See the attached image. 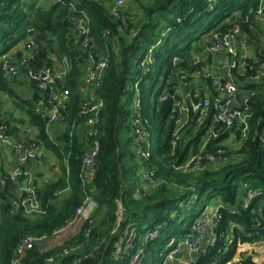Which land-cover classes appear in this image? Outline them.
Instances as JSON below:
<instances>
[{"label": "trees", "instance_id": "trees-1", "mask_svg": "<svg viewBox=\"0 0 264 264\" xmlns=\"http://www.w3.org/2000/svg\"><path fill=\"white\" fill-rule=\"evenodd\" d=\"M73 1L40 8L22 0H0V58L18 43L33 40L34 44L37 43L33 67L49 66L51 52L59 59L66 56L70 60V70L64 79L70 97L66 102L64 130L57 144L48 139V121L34 111L30 102V114L39 126L36 143L39 148L42 144L57 153L60 158L59 178L41 187L34 184L39 211L31 213L11 202L16 197L15 186L10 178L6 180L0 192V264H10L16 245L25 236L49 235L71 219L83 204L85 192L96 204L91 215L94 221L91 232L86 234L90 225L81 221L78 230L72 232L66 243L49 248L44 243L55 239L50 237L27 250L20 264H162L165 254L192 231L205 208L215 202H221L224 207L220 209L221 218L216 227L207 236L209 241L213 239V244L205 245L200 254L192 257L190 264H225L237 253L238 244L264 241V193L251 199L248 208H243L241 193L243 182L254 188L264 187V146L252 138L253 134L244 142L239 141L241 138L237 134L233 139L239 146L232 150L224 145L230 138L229 132L213 123V130L219 134L210 141L208 149L213 152L225 150L229 161L203 171L177 169L190 154L197 152L199 142L206 135V126L211 122L212 111L198 131L192 134L185 131L182 141L188 146L178 148L173 154L171 135L174 125L167 122L173 98L158 101L166 89L176 90L183 72L192 73L204 65L200 62L194 66L193 62L197 56L203 57L205 48L216 35L225 34L231 24L241 23L246 16H249V22L242 27L248 31L247 43L254 53L249 61L261 58L264 48L256 47L259 46L261 30L254 21V12L262 0L138 1L139 10L122 8L118 19L111 17L97 1ZM69 2L89 16L87 25L92 41L86 51L77 48L78 28L74 33L69 32L78 16ZM118 26L122 30L120 33L116 31ZM104 29H110V36L102 34ZM153 46L152 61L144 73L141 60ZM89 54L95 60L107 57L109 67L96 88L103 99L97 126L100 151L96 172L85 188L80 177L84 145L75 124L82 97L79 84ZM139 57L141 59L137 62ZM175 60L180 61L175 63ZM256 72L247 70L240 74L233 70V77L240 95L252 94L249 122L252 129H261L264 127V72L259 80L254 81L251 77ZM137 79H140L143 113L152 125V133L156 129L160 131L155 149L151 143L148 166L154 178L161 182L150 191L135 194L140 185L141 162L132 150L131 137L123 138L120 134L128 130L132 96L128 89ZM200 82L202 86L208 85L207 79ZM31 84L37 90L35 84ZM155 85L158 90L151 103ZM200 94L203 95V91ZM67 188L66 194L57 197L60 190ZM230 209L237 212L232 213ZM70 231L63 236H68ZM149 232H155V235L145 241ZM229 239H232L231 243ZM140 247L142 253L133 261ZM65 250L67 254L63 255ZM241 255L242 264H254L251 254L243 252ZM51 258L53 260L49 261Z\"/></svg>", "mask_w": 264, "mask_h": 264}, {"label": "built area", "instance_id": "built-area-1", "mask_svg": "<svg viewBox=\"0 0 264 264\" xmlns=\"http://www.w3.org/2000/svg\"><path fill=\"white\" fill-rule=\"evenodd\" d=\"M62 3L63 0H57ZM125 4V0H112L108 9V13L113 18H120L121 9ZM264 14V0L254 12V16ZM84 19H81L77 25V37L79 39V49L86 51L92 41L90 28L87 25V17L82 14ZM249 21V16H246L241 23L235 22L228 31L221 35L215 36V40L205 48L208 54H216L224 52L225 57L217 61L213 67L212 62L206 61L205 58L196 57L193 65L197 66L200 62L204 65L199 66L192 73L183 72L181 83L173 90V94H169L166 89L158 98L159 102L167 101L168 97L173 98L172 108L168 115L167 122H172L174 130L171 135V151L174 152L181 147L186 148L187 143H183V135L186 130L189 134L195 133L204 124L208 114L211 112V122L207 127V132L204 138L199 142L197 152L190 154L177 169L203 171L205 169H213L221 166L229 161V156L225 150L217 149L215 152L208 149L210 141L218 137L219 132L213 130V123L220 125L221 129L229 132L230 138L236 137L239 134L244 142L249 136L255 138L260 145L264 146V127L261 129H252L250 119L252 117V109L250 106L251 93L239 94L237 85L233 77V70H237L243 74L247 70H256V74L251 78L254 81L259 80L264 72V51L261 52V58L251 60V55L247 54L242 49L248 47L247 37L244 34L242 24ZM118 33L122 32L121 27L116 28ZM104 36H110V29L102 31ZM117 41V38H115ZM33 42L26 43V52L16 62L5 58L1 63V71L12 76H23L26 80L34 83L37 91L45 98L46 104L50 107L48 111L42 112L41 115L48 122L58 121L63 123L65 120L66 102L69 100L70 92L64 85L65 73L56 70L53 67L44 66L36 68L32 66L34 62V53L32 52ZM149 48L144 58L141 60L143 72L146 73L148 66L152 61V49ZM254 56V55H253ZM260 63L257 64V62ZM109 67L107 57L102 56L99 59H94L89 54V61L83 71L80 80L79 88L82 93L79 108L77 111V123L84 150L81 156V173L80 177L83 186L91 182L95 172L97 157L100 151V141L97 137V126L101 118V110L103 108V99L97 94L96 88L102 82L105 71ZM70 62L65 59V71L69 72ZM192 81L187 82L186 80ZM201 79H207L208 85L202 86ZM140 79H137L128 89L131 91L130 99V116L128 119V131L131 137L133 152L140 160V185L135 190V194L139 191H150L161 181L154 178V173L148 166V161L151 158V143L153 139L152 125L149 119L143 113V103L141 90L139 88ZM203 91V95L200 92ZM213 92L215 95L213 96ZM177 96V97H175ZM214 109V114H213ZM193 116L190 119V116ZM18 129V124L3 120L0 122V143L12 149L18 167L9 175L10 180L14 183V191L16 197L11 199V202L16 206H22L26 213L38 212L39 204L36 197L35 188L32 182L28 179L26 188L23 187V180L27 174L24 171V166L29 161L37 159L39 156V146L35 140H24L15 137V132ZM232 143V142H231ZM193 150V146H189ZM241 193L244 196L243 208H248L250 200L264 193V187L254 188L248 183L243 182ZM24 194V195H23ZM221 202H216L207 206L202 212L200 218L195 222L192 231L181 238L175 246L165 254L162 264H171L178 260L183 250L187 252L191 258L200 254L205 245L208 247L213 244V239L209 241L207 236L214 230L219 219L221 218L220 209L223 208ZM96 208L95 202L91 195L85 192L83 204L77 208L75 215L65 221L60 227L54 229L49 235L41 236H25L16 245L13 255L10 259V264H20L24 253L35 247L38 243L46 241L48 238H58L65 235L75 225L77 221H87L90 225L86 229V234L91 232L94 221L91 218ZM232 213L237 212L236 209H230ZM155 232H149L145 235V241L148 237H153ZM144 241V242H145ZM232 239H229V243ZM264 248V241L254 242ZM245 243H240L244 245ZM74 249L77 247H73ZM242 251H245L243 249ZM142 253V247L138 249L133 257V261L137 260L138 255ZM246 253V252H245ZM63 255L67 254L65 250ZM237 253L235 254V256ZM235 256L225 264H242L243 257L239 253V257ZM53 259H49L52 261ZM253 260V259H252ZM191 262V261H190ZM192 263V262H191ZM254 264H258L253 261ZM184 264H187L184 262ZM190 264V263H189Z\"/></svg>", "mask_w": 264, "mask_h": 264}, {"label": "crops", "instance_id": "crops-1", "mask_svg": "<svg viewBox=\"0 0 264 264\" xmlns=\"http://www.w3.org/2000/svg\"><path fill=\"white\" fill-rule=\"evenodd\" d=\"M22 1L34 4L35 7H40V8H48L56 3H59L57 2V0H22ZM75 1L76 0H74L73 2ZM93 1L95 2L97 1L98 3L102 4L107 11L112 3V0H93ZM138 1L147 3L148 0H125V4L123 5L122 8L125 10L129 7H132L133 10H139V5H137L139 3ZM61 4L65 5L66 0H63ZM68 5L70 6V8L73 10L74 13L78 14L77 18L74 19V27L69 31L74 33L76 30L75 28H77L79 21L81 19H84L82 17V14H84L88 19L89 16L86 13V11L77 9L73 3L69 2ZM254 21L259 26V31H260L259 23L264 22V14L261 16L255 15ZM249 27L250 30L253 31L252 26L249 25ZM244 34L246 36L248 34V31L246 29H244ZM263 34L264 33H262V35ZM259 36L260 35L258 34V39ZM29 41L33 42V40H29ZM27 42H20L11 51L5 53L0 58L1 63L5 58L10 59L12 62L18 61L20 57L26 52L25 47ZM260 43L261 42L259 40V46L256 45V47L257 48L259 47L261 50L264 48V44L261 45ZM36 44L37 43L35 44L33 43L31 49L32 52L34 53V57L36 54ZM75 46L77 47V45ZM242 51H245L248 54L250 53L249 55H251V57H253L254 55L250 45H248L247 48L242 49ZM202 56L203 58L207 59L208 62H212L214 67L217 61L225 57V54L224 52H218L216 54L211 55L208 54L206 51H204V54H202ZM208 56H211V58L209 59ZM48 58L51 63L49 67H53L56 70L64 72L66 77L68 72L65 71V59L69 60V58L64 56L61 59H59L52 52L49 53ZM1 78H2V84L0 85V119H1L0 121L2 122L3 120H5L18 124V129L14 134L15 137H17L18 139L37 141L39 136V126L37 124V120L33 118L30 114V109H31L30 102L34 106V111H37L38 113L48 111L50 107L44 102L42 95L33 88L31 82L26 80L23 76H12L10 74L1 71ZM27 85L32 88V91L30 92L25 91V86ZM63 130H64L63 123H58V121L48 122L46 125V135L48 139H50L51 142H53L54 144H57L58 138L62 135ZM124 132H127V134L123 135ZM124 132L120 134L123 138L130 137L128 130H124ZM230 140H231L230 142H232L233 145L234 143L232 139ZM224 145L228 146L226 142H224ZM238 146L239 143L237 147L234 148L233 150L237 149ZM17 167H18V162L16 160V157L12 149L0 143V192L3 189L4 185L6 184V180L9 178V175ZM24 167H25L24 171L27 173L26 178H28L33 185L36 183L38 187H41L42 185L46 183H50L51 181H55L57 178H59L60 158L58 157L57 153L53 151L51 148L43 146L41 144L38 158L31 160ZM68 191H69L68 188L65 190H60L57 193V197L66 194V192ZM80 223L81 220L75 223V226L71 229L70 234L73 231L78 230ZM243 249H245V251H242ZM243 252H246V254H251L253 261H256L258 264H264V248L261 247L258 243H245L244 245L238 246L237 255L235 256V258H238L239 253H243ZM182 254L183 255L179 260L171 264H184L185 261L192 260V258L188 256L185 250H183Z\"/></svg>", "mask_w": 264, "mask_h": 264}, {"label": "rangeland", "instance_id": "rangeland-1", "mask_svg": "<svg viewBox=\"0 0 264 264\" xmlns=\"http://www.w3.org/2000/svg\"><path fill=\"white\" fill-rule=\"evenodd\" d=\"M260 24V30H261V32H260V36H259V40H260V44L261 45H263L264 44V34L262 35V33H264V22H260L259 23ZM249 52H250V49H249ZM248 54V53H247ZM250 54V53H249ZM201 58H203V57H201ZM141 59V57H139L138 58V60H137V62L139 61ZM160 64L161 63H159V66H158V68L160 67ZM157 68V69H158ZM157 69L155 70V73H156V71H157ZM131 72L133 73L134 72V67H132V69H131ZM130 80L131 79H129L128 80V83H130ZM157 90H158V87L155 85L154 86V88H153V92H152V95H151V97H150V102L151 103H153L154 102V99H155V97H156V92H157ZM25 91L26 92H30V91H32V88L30 87V86H25ZM152 114V107H150V113H149V115H151ZM127 134V132H124L123 133V135H126ZM159 134H160V131L158 130V129H156L155 131L153 130V139H152V149H155V147H156V143H157V141H158V137H159ZM231 140L230 139H228L227 141H226V144H228V146L233 150L234 148H236L237 147V145H238V142L236 141V140H232L233 141V145H232V143L230 142ZM229 142H230V144H229ZM132 150H133V147H132ZM152 171V170H151ZM136 189V187H134L133 188V191ZM72 234V233H71ZM71 234H69L68 236H61V237H58V238H55V239H49L44 245H46L47 247L49 246V247H56V246H59V245H61V244H64V243H66V241H68V238H70L72 235ZM183 255V254H182ZM181 255V256H182ZM181 256H179V258L178 259H180L181 258ZM189 256V255H188ZM189 257H191V256H189ZM190 261L191 260H188V261H185V263H187V264H189L190 263Z\"/></svg>", "mask_w": 264, "mask_h": 264}, {"label": "water", "instance_id": "water-1", "mask_svg": "<svg viewBox=\"0 0 264 264\" xmlns=\"http://www.w3.org/2000/svg\"><path fill=\"white\" fill-rule=\"evenodd\" d=\"M231 26H233V24H231ZM180 60H175V63H179ZM169 94L172 95L173 94V90H169ZM27 181H28V178H25L22 182L23 184V187L26 188L27 186Z\"/></svg>", "mask_w": 264, "mask_h": 264}]
</instances>
